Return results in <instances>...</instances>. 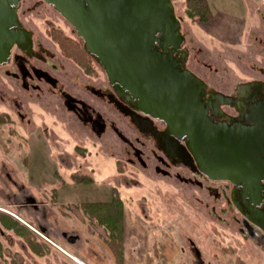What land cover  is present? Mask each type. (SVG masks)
<instances>
[{"label":"rangeland","instance_id":"obj_1","mask_svg":"<svg viewBox=\"0 0 264 264\" xmlns=\"http://www.w3.org/2000/svg\"><path fill=\"white\" fill-rule=\"evenodd\" d=\"M207 1L213 18L204 22L187 14L186 0H173L187 65L227 93L241 82L263 79L264 0ZM19 15L34 39L57 57L62 56L52 30L63 31L84 48L75 28L49 3L21 0ZM84 56L93 69L91 86L112 91L101 65L88 52ZM67 62L78 88V63ZM9 67H0V210L30 233L24 236L0 222L1 264H264V232L259 227L249 231L225 180L203 179L200 185L186 180L194 176L182 166H173L167 176L132 164L127 160L134 157L132 147L113 125L130 139L139 133L107 97L86 93L106 121L100 138L64 110L65 117L75 118V127L68 126L57 99L25 91L6 73ZM19 95L22 106L13 103ZM133 141L148 163L155 158L153 150L162 155L152 141ZM114 188L125 204L123 233L116 241L83 206L111 199ZM72 234L78 235L74 242L68 239ZM40 246L42 253L35 250Z\"/></svg>","mask_w":264,"mask_h":264},{"label":"water","instance_id":"obj_2","mask_svg":"<svg viewBox=\"0 0 264 264\" xmlns=\"http://www.w3.org/2000/svg\"><path fill=\"white\" fill-rule=\"evenodd\" d=\"M43 1L71 23L118 92L136 109L165 121V149L184 140L205 174L234 184L232 196L245 203L235 199L237 208L264 232V103L252 104L248 125L214 120L218 101L205 104L208 84L186 65L185 35L173 0ZM20 3L0 0V65L28 36ZM259 83L245 81L237 88L243 92ZM211 92L217 100L227 99L220 90ZM68 239L74 242L78 235Z\"/></svg>","mask_w":264,"mask_h":264},{"label":"flooded vegetation","instance_id":"obj_3","mask_svg":"<svg viewBox=\"0 0 264 264\" xmlns=\"http://www.w3.org/2000/svg\"><path fill=\"white\" fill-rule=\"evenodd\" d=\"M20 22L21 26L25 27V29L27 30L28 36L24 38L20 45L16 44L13 47L9 59L6 63L0 65V67L3 65H9L10 67L6 69V73L9 76L16 78L17 83H19L25 91H29L30 89H32L34 91H37V93H39L40 95H42V93H51L57 99V102L60 104V106L62 108L64 107V109H62V117L66 119L65 123L68 124V126L75 127V118H73L72 116L76 115L77 118L81 119V122H83V124L88 129H91L97 137L101 138L103 136V133L107 128L106 121L103 120L102 113L98 112L95 107L91 106L88 96L86 95V93L90 95L91 92L98 93L100 97H107L111 101V103L116 106L117 109H119L124 115L129 117L130 124L133 126V129L137 133H139L138 136L130 139L124 134L122 130L118 128L117 125H113L115 132L119 135L122 141L132 147V155L134 157H130L127 159L132 164L134 162H137L144 169L154 167L156 171L167 176H171V169L173 166L175 168H177L178 166H182L183 168L189 170L194 177L186 179L185 177H181V175H179L180 173H176V177L185 178L188 181L192 180V182L194 181L200 185H202L203 179H206L207 181H217L212 180L199 168V165L195 161L192 153L187 150V145L184 140L177 139L178 145H175V148H167L166 150V141L164 137L168 133V128L165 121L159 118L151 117L136 109L134 107V101L127 98L126 95L118 92L115 87L109 82V80L108 82L111 86L112 91L104 92L101 89L97 90L93 88L91 86V73L87 72L85 67L78 64L79 69L76 71V74L79 76L82 83L77 88L73 79L75 78V75L73 74V72L69 71L68 68L70 67L67 66L70 64L67 62V60H71L75 63L76 61L70 57L65 56L62 53V50L58 43L57 45L59 46V50L61 51L60 56L62 57H57L55 52H50L49 49L43 47L40 39H34V31L27 28L21 21V19ZM52 40L54 41L53 38ZM183 50L186 51L188 55V50L186 49L185 44H183ZM46 55L54 58V61H48ZM180 55L181 53L176 54L178 58H180ZM187 67L189 66L187 65ZM195 73L198 74L197 71H195ZM198 75L201 76L200 74ZM203 79L207 82L205 78ZM252 80H260V83L258 84V86H255L252 89H245L243 92L239 91L236 86L234 92H224L227 94V99L225 100H217L211 92L215 91L216 88L209 85L207 82V93L204 96L203 100L205 104H207L206 100H211L212 102L218 101L217 110L219 112L213 114L214 120L216 122H226L231 126L248 125V123H251L248 117L249 112L251 111L252 104L264 103V78H255ZM5 93L7 94V91H4V94ZM2 97L6 98L5 95H3ZM13 103L14 105L22 106V96L16 98L14 97ZM64 110L65 112H71L73 115H67V117H65L66 113L64 112ZM133 139H135V141L141 142L143 145H145V141L148 142V144H151L152 141L154 145L161 151L162 155L157 154L155 150H153V155L155 156V158H153V160L148 163L144 155L145 152L141 150L137 145H135ZM152 162H158V164L152 165ZM226 182V186L231 187L230 191L233 203L236 205L235 199H237V201L243 202V199H241V197L236 196L235 198L234 196H232V192L236 189L234 184L230 181ZM28 200L32 202L34 199L30 197L28 198ZM244 222L250 232L258 228L245 217Z\"/></svg>","mask_w":264,"mask_h":264},{"label":"trees","instance_id":"obj_4","mask_svg":"<svg viewBox=\"0 0 264 264\" xmlns=\"http://www.w3.org/2000/svg\"><path fill=\"white\" fill-rule=\"evenodd\" d=\"M186 11L190 17L199 18L200 21H209L213 18V12L208 4L207 0H186ZM52 38L59 44L62 53L74 59L79 65L86 68L87 72L93 71L89 61L85 58V52L87 51L79 46L72 37L64 35L63 31L52 30ZM3 115L0 114V120ZM91 181V179L86 178ZM114 195L111 199L105 201H93L84 203L83 206L86 211L91 215L96 216L99 221L106 225L111 235V240L116 241L122 237L123 233V218L125 204L121 199L117 188H114ZM0 222L7 228L14 229L17 233L22 235H29L30 230L22 224L18 219L13 217L7 212L0 210ZM32 242V241H31ZM37 252L42 253L41 246L35 249ZM3 246L0 241V255L2 254ZM119 261L123 260V253L120 249L118 252ZM122 263V262H121ZM1 264V263H0Z\"/></svg>","mask_w":264,"mask_h":264}]
</instances>
